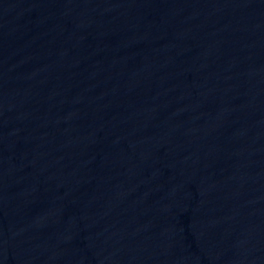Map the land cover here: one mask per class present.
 Returning <instances> with one entry per match:
<instances>
[{
    "label": "water",
    "instance_id": "1",
    "mask_svg": "<svg viewBox=\"0 0 264 264\" xmlns=\"http://www.w3.org/2000/svg\"><path fill=\"white\" fill-rule=\"evenodd\" d=\"M0 264H264V0H0Z\"/></svg>",
    "mask_w": 264,
    "mask_h": 264
}]
</instances>
